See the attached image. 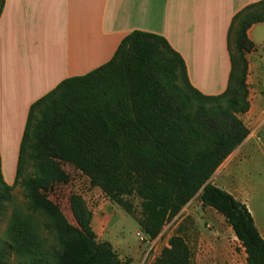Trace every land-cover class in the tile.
Listing matches in <instances>:
<instances>
[{"label":"trees","instance_id":"16d2710c","mask_svg":"<svg viewBox=\"0 0 264 264\" xmlns=\"http://www.w3.org/2000/svg\"><path fill=\"white\" fill-rule=\"evenodd\" d=\"M4 0H0V14ZM264 22V0L236 13L228 32L231 73L227 89L206 95L192 85L186 62L162 35L134 30L112 58L66 78L35 101L23 134L12 185L2 173L0 208L21 184L29 210L46 219L56 243L47 245L29 216L14 212L7 228L20 264H130L108 240H98L93 212L79 194L71 199L75 223L42 192L61 171L80 170L111 201L134 215L150 240L199 192L203 206L222 214L240 240L248 264H264V237L246 203L210 179L248 137L241 114L250 109L248 30ZM27 161L33 175L21 179ZM7 251L0 246V264Z\"/></svg>","mask_w":264,"mask_h":264},{"label":"crops","instance_id":"0c3cea01","mask_svg":"<svg viewBox=\"0 0 264 264\" xmlns=\"http://www.w3.org/2000/svg\"><path fill=\"white\" fill-rule=\"evenodd\" d=\"M255 1L4 0L0 14V155L5 181L10 185L15 181L31 105L62 80L109 61L122 39L134 30L164 36L183 56L194 87L206 95L223 93L231 73L228 32L232 18ZM248 36L256 45L246 54L250 109L240 117L250 133L211 182L249 208L230 166L237 158L246 161L250 157L264 125V22L251 26Z\"/></svg>","mask_w":264,"mask_h":264},{"label":"rangeland","instance_id":"374dc122","mask_svg":"<svg viewBox=\"0 0 264 264\" xmlns=\"http://www.w3.org/2000/svg\"><path fill=\"white\" fill-rule=\"evenodd\" d=\"M259 137L250 157L246 161L237 158L230 167L264 236V125ZM58 162L61 171L42 187V192L73 223L72 195H81L93 212L92 226L98 240L110 241L121 259H131L130 264H248L244 247L232 227L214 208L203 206L200 192L166 223L156 239L150 240L137 223L141 215L138 198H134L135 213L131 216L99 187L92 185L80 170L69 163ZM241 167L243 171L239 173ZM33 172L31 161H27L21 179ZM215 182H219L217 177ZM14 212L29 216L47 245L56 243L54 235L45 226L46 219L29 210L24 188L19 183L12 188L9 201L0 208V246L7 251L4 264L23 261L11 250L6 233ZM140 233L144 239L140 238Z\"/></svg>","mask_w":264,"mask_h":264},{"label":"built area","instance_id":"2783aa9c","mask_svg":"<svg viewBox=\"0 0 264 264\" xmlns=\"http://www.w3.org/2000/svg\"><path fill=\"white\" fill-rule=\"evenodd\" d=\"M139 235H140V238L141 239H144L145 238L144 235H142L141 233Z\"/></svg>","mask_w":264,"mask_h":264}]
</instances>
